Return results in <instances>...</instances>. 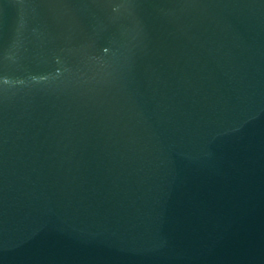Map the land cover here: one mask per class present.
<instances>
[{
    "label": "water",
    "instance_id": "obj_1",
    "mask_svg": "<svg viewBox=\"0 0 264 264\" xmlns=\"http://www.w3.org/2000/svg\"><path fill=\"white\" fill-rule=\"evenodd\" d=\"M0 264H264V0H0Z\"/></svg>",
    "mask_w": 264,
    "mask_h": 264
}]
</instances>
